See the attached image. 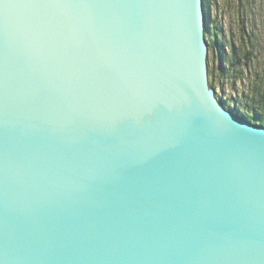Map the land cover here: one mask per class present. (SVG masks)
<instances>
[{"label":"water","instance_id":"1","mask_svg":"<svg viewBox=\"0 0 264 264\" xmlns=\"http://www.w3.org/2000/svg\"><path fill=\"white\" fill-rule=\"evenodd\" d=\"M208 52L203 0H0V264H264Z\"/></svg>","mask_w":264,"mask_h":264},{"label":"rangeland","instance_id":"2","mask_svg":"<svg viewBox=\"0 0 264 264\" xmlns=\"http://www.w3.org/2000/svg\"><path fill=\"white\" fill-rule=\"evenodd\" d=\"M203 9L209 79L218 98L237 115L253 112V102L263 109L264 0H203ZM223 37L228 50L218 42ZM232 43L240 47L234 57Z\"/></svg>","mask_w":264,"mask_h":264},{"label":"trees","instance_id":"3","mask_svg":"<svg viewBox=\"0 0 264 264\" xmlns=\"http://www.w3.org/2000/svg\"><path fill=\"white\" fill-rule=\"evenodd\" d=\"M207 26V25H206ZM207 29H208V26H207ZM218 42H221L220 44L223 46V47H225L226 48V50H228V45L226 46V44H225V39H224V37L223 38H220V40L218 41ZM227 43V42H226ZM232 45V48H233V56L232 57H234V56H236V53H237V50H239L240 49V47L239 46H235L234 45V43H232L231 44ZM224 48V49H225ZM225 52V51H224ZM239 57V56H238ZM233 59V58H232ZM236 60V59H235ZM239 61L240 62H243V60L240 58L239 59ZM233 63H234V61H232L231 62V65H233ZM235 65V64H234ZM231 70V69H230ZM212 71V70H211ZM213 72V71H212ZM224 104H226V102H224ZM252 107L253 108V112L251 111V112H249V113H247V114H245V113H241V114H238V115H240V116H242L244 119H247V120H249V121H251V122H254L255 124H258V125H261V126H264V108L263 109H258L257 107H256V104L253 102V103H251L250 105H249V107ZM255 107L257 108V109H255ZM251 108V109H252ZM237 112V111H236ZM239 113V112H238Z\"/></svg>","mask_w":264,"mask_h":264},{"label":"bare ground","instance_id":"4","mask_svg":"<svg viewBox=\"0 0 264 264\" xmlns=\"http://www.w3.org/2000/svg\"><path fill=\"white\" fill-rule=\"evenodd\" d=\"M230 65V64H229ZM217 95V94H216ZM224 103V102H223Z\"/></svg>","mask_w":264,"mask_h":264}]
</instances>
